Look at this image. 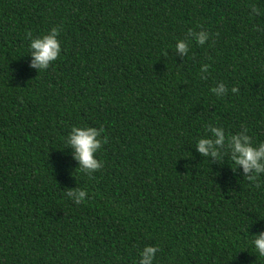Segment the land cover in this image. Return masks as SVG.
Wrapping results in <instances>:
<instances>
[{
	"label": "trees",
	"instance_id": "trees-1",
	"mask_svg": "<svg viewBox=\"0 0 264 264\" xmlns=\"http://www.w3.org/2000/svg\"><path fill=\"white\" fill-rule=\"evenodd\" d=\"M53 27L39 70L26 33ZM73 126L104 129L91 175ZM241 133L264 142V0H0V264H138L149 245L153 264H264V173L231 160Z\"/></svg>",
	"mask_w": 264,
	"mask_h": 264
},
{
	"label": "clouds",
	"instance_id": "clouds-1",
	"mask_svg": "<svg viewBox=\"0 0 264 264\" xmlns=\"http://www.w3.org/2000/svg\"><path fill=\"white\" fill-rule=\"evenodd\" d=\"M254 12H259V9L255 6H251ZM59 35V29L57 27L51 28V30L42 36L32 37V33L29 31L26 36L30 39V48L33 49L31 55L33 57L31 66L39 70H45L49 67L50 63L55 61L60 55V41L57 39ZM208 33L200 32L197 35V42L203 44L207 38ZM176 49L184 54L187 51V45L179 41L176 44ZM213 92L218 96L222 95L226 89L225 85L221 84L218 88H213ZM233 92H237V88H232ZM211 132L217 137L215 141L200 138L196 143V148L203 156L217 155L216 150L213 148L215 145H222L225 140L224 133L218 127H212ZM103 127L99 128V131L95 127L85 126L71 128V132L68 135L67 144L71 145L74 149V158L79 161V169L89 175L99 170L102 167V162L96 158V152L101 148V140L98 139L100 132H103ZM247 129H245V132ZM231 140V160L235 165H240L243 168L245 177L248 181L256 182L259 173H264V142L259 143L258 147H254L251 143L252 138L249 135L243 133L239 135H232ZM243 141V142H242ZM107 142V138L104 137V143ZM251 173V175H249ZM259 186V185H257ZM67 197L75 196L76 204L84 202L83 197L85 192L83 190L69 189L66 193ZM255 250L259 256L264 257V231H261L258 235L254 236L252 241ZM159 251L156 246H145L140 252V259L138 264H153L155 253Z\"/></svg>",
	"mask_w": 264,
	"mask_h": 264
}]
</instances>
